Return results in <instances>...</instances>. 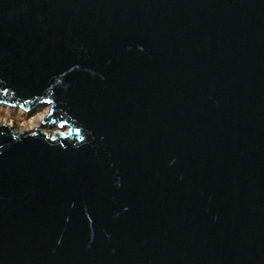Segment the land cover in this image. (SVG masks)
<instances>
[{"label": "water", "instance_id": "95a60500", "mask_svg": "<svg viewBox=\"0 0 264 264\" xmlns=\"http://www.w3.org/2000/svg\"><path fill=\"white\" fill-rule=\"evenodd\" d=\"M0 264H264V0H0Z\"/></svg>", "mask_w": 264, "mask_h": 264}, {"label": "rangeland", "instance_id": "374dc122", "mask_svg": "<svg viewBox=\"0 0 264 264\" xmlns=\"http://www.w3.org/2000/svg\"><path fill=\"white\" fill-rule=\"evenodd\" d=\"M48 112V107L37 108L32 112H27L21 108L14 109L0 105V125L5 124L10 126L17 134H22L24 132L34 134L36 131L48 136H53L56 131L65 134V132L61 130L42 126V121L47 116ZM40 119H42V121L39 122ZM34 126L35 131H32Z\"/></svg>", "mask_w": 264, "mask_h": 264}, {"label": "bare ground", "instance_id": "6f19581e", "mask_svg": "<svg viewBox=\"0 0 264 264\" xmlns=\"http://www.w3.org/2000/svg\"><path fill=\"white\" fill-rule=\"evenodd\" d=\"M45 118H46V117H45ZM40 121H42V119H40L39 122H40ZM34 128H35V126L32 128V131H35ZM29 131H30V130H29ZM56 133H57V134H62V133H60V132H58V131H56Z\"/></svg>", "mask_w": 264, "mask_h": 264}]
</instances>
